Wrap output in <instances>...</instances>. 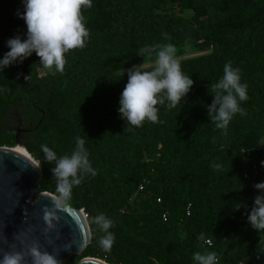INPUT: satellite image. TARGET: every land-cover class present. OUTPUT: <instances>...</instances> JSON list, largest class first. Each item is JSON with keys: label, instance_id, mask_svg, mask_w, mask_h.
Segmentation results:
<instances>
[{"label": "trees", "instance_id": "16d2710c", "mask_svg": "<svg viewBox=\"0 0 264 264\" xmlns=\"http://www.w3.org/2000/svg\"><path fill=\"white\" fill-rule=\"evenodd\" d=\"M12 1L0 0V35L6 29L24 31L26 35L27 26L24 20L6 10ZM213 1L93 0L91 8L82 9L90 33L89 37L83 48L73 49L65 54L66 63L63 72L54 73L52 70L46 84L50 98L65 97L68 103L67 114L70 118L81 121L95 120L100 125H104L105 130L113 129L115 124L132 129L133 126L120 118L118 108L120 95L128 79L127 73L122 72L132 68L133 65L149 61V58L144 59L137 54L141 47L172 43L177 48V57L191 54L197 48L213 49L209 55L197 56L181 62L182 71L189 77L193 76L195 81L193 88L186 100L181 101L175 108L169 109L167 102L158 105V122L145 121L143 126L139 127L141 132L135 143L136 151L142 148L143 140L150 141L152 145L162 143L167 150L173 151L181 148L188 136H195L198 144L207 136L211 138L222 136V132L210 120L206 104H210L213 99L209 94L212 85L223 75V70H219V67L229 61L233 67L240 69L242 82L248 86L249 98L241 104L245 111L242 116L248 113L262 114L261 119L251 126L249 134L264 130V7L253 15L236 18L232 22L223 19L216 23L217 29H214L211 28L213 24L209 18H201L202 15L209 13V6L214 4ZM225 1L234 10L237 0ZM174 4H177L181 10H193L195 15L187 18L179 14L176 9H169ZM6 52L0 49V58ZM39 68L43 67L39 58L33 53L23 63L13 64L5 71H0V94L7 98L1 110L2 114L6 116L11 110L20 113L21 99L25 90L22 76L28 73L27 71ZM11 73L13 77L9 78ZM37 102H35L36 106ZM38 113H41L40 120L33 119L28 128H23V125L21 127L23 129L21 137L26 148L37 160L42 156L31 143L30 133L37 131L40 124L45 121L47 111L44 107H38ZM111 120L113 122H110ZM6 131L9 142L15 144L16 132L11 127L9 129L7 127ZM5 143L8 142H0V145ZM258 144L259 141L255 145ZM241 156L242 149L212 151L193 157L184 155L173 161L171 168L176 169L179 165H186L195 170H198V166L213 170L214 162L224 165ZM174 177L175 172L160 173L155 169L149 172L145 170L137 172L134 168H130L128 176L121 184H107L100 207L105 210V216L112 220L110 231L115 232L113 224L117 214L135 191L145 196V207L152 208L154 228L158 235L172 234L176 229L185 226L194 215L192 203L174 196L172 204H168L166 199L153 189L156 184L170 182ZM141 185L144 186L142 190ZM254 198L251 191L244 188L243 183H238L232 188L224 184L216 191L215 199L210 200L209 204L213 210L221 206L226 212V205L228 209L232 208L233 220L241 221V228L249 236L251 226L247 223L246 213L251 208ZM218 203L221 205L217 206ZM215 211L220 213L218 210ZM87 213L89 217L92 212L88 209ZM96 227H98L96 224L91 226L90 245L95 250L94 257L110 262V250H99V233ZM238 230L223 227L216 231V237L213 238L208 235L209 230H205L206 239L203 245L216 253L218 264H222L218 244L226 234L238 241ZM208 239L212 241V245L206 244ZM248 254L246 253L233 264H264V254L258 251V248L252 254ZM257 254H261L263 259L258 260ZM159 255L161 256V251Z\"/></svg>", "mask_w": 264, "mask_h": 264}, {"label": "rangeland", "instance_id": "374dc122", "mask_svg": "<svg viewBox=\"0 0 264 264\" xmlns=\"http://www.w3.org/2000/svg\"><path fill=\"white\" fill-rule=\"evenodd\" d=\"M213 2L214 4L209 6V13L202 15L201 18H209L213 24L211 28L214 29H217L216 23L223 19L232 22L236 18L253 15L264 7V0H237L234 10L225 0H214ZM9 4L6 10L12 14L19 16L18 11H23L22 0H13ZM169 9H176L179 14L187 18L195 15L193 10H181L177 4L170 6ZM16 35H24V31L13 29L3 31L0 35V49L8 51L6 41ZM212 52L213 49L200 50L197 48L193 53L185 54L177 59L180 62L188 61ZM153 64L154 58H149L143 66L147 69L153 67ZM223 68L224 66L221 65L219 70ZM127 71L122 73H127ZM27 72L22 76V80L25 81L23 84L25 90L19 109L23 118V128H28L33 119L40 120L41 113H38V107H44L47 111L45 121L40 124L37 131L30 133L31 143L42 156L39 160L35 158L43 171L39 193L55 196L62 206H69L83 212L91 228L92 224H95L94 218L97 215L101 213L105 215V210L100 207V204L107 184H121L128 176L130 168H134L137 172H143V170L149 172L155 169L160 173L175 172V177L170 182L156 184L153 188L154 192L161 194L168 204H172L174 196H179L193 205V218L185 226L176 229L175 233L158 235L154 228L152 208H146L145 196L135 191L117 214L113 224L115 225L114 242L109 249L110 262L105 261L106 263L192 264L193 253L210 251L204 247L203 241L198 237L205 234V230H209L208 235L211 238L216 237V231L223 227L239 229V235L238 241H235L226 234L218 244L222 264H233L246 253L252 254L256 248L264 254V233H258L251 228L248 236L247 232L241 228L242 222L233 220L232 208L228 209L226 205V212L221 206L213 210L209 204L210 200L215 199L216 191L224 184L232 188L238 183H243L244 188L250 190L252 196L258 194L254 184L264 181V164H262L264 145H261L264 142V130L252 134H249V130L261 119L260 112L255 115L248 113L246 116L237 114L232 119L226 133L219 129L222 136L215 138L207 136L202 138L203 141L199 144L195 136H188L181 148L171 151L167 150L162 143L152 145L150 141L143 140L141 151H136L135 143L141 132L139 127L133 126L129 129L115 124L113 129L105 130V126L95 120L81 121L70 118L67 114L66 98H50V91L46 88L52 70L39 68ZM9 76V78L13 77V73ZM6 102L7 98L0 94V142L9 143L0 145V147L12 148L15 147L16 142L15 144L9 142L6 128L11 127L16 132L17 115L15 110H11L6 116L2 114L1 110ZM77 137L86 140L89 159L96 170V175H86L79 185L72 187L70 196L62 200L57 190L58 179L52 173L55 162L47 160L42 146L47 145L55 151L57 158H60L71 154ZM258 141L260 144L255 145ZM239 149H242V156L222 165L218 171L204 166H198V170L186 165H179L176 169L171 168L173 161L184 155L193 157L212 151ZM219 205L221 203L217 206ZM88 209L92 212L89 217ZM96 229L100 240L103 233L98 227ZM99 240V250H104ZM94 252L95 250L89 243L81 253L71 256L63 264H81L85 259L98 258L94 257Z\"/></svg>", "mask_w": 264, "mask_h": 264}, {"label": "clouds", "instance_id": "9594fccd", "mask_svg": "<svg viewBox=\"0 0 264 264\" xmlns=\"http://www.w3.org/2000/svg\"><path fill=\"white\" fill-rule=\"evenodd\" d=\"M93 0H22L23 11L18 15L27 26L26 35H16L6 41L9 49L0 58V71L23 61L33 55L39 58L43 69L63 72L65 54L70 50L83 48L89 37L82 9L91 8ZM137 54L145 58H154L153 67L146 70L143 64L133 65L127 71V83L120 95L118 113L125 123L140 127L145 121L156 123L159 119L158 105L167 102L169 109L175 108L194 86L193 76H187L177 59V48L172 43L141 47ZM248 86L242 82L239 68L231 61L225 63L223 75L212 85L209 94L212 102L206 104L210 120L217 129L227 132L232 119L244 115L242 102L248 100ZM86 100V99H85ZM264 145V142L261 143ZM46 158L55 162L52 173L58 179V192L66 200L74 185H79L86 175H96L89 159L86 140L77 137L70 155L57 158L55 151L47 145L42 146ZM264 164V162H262ZM219 170L222 165L213 163ZM258 194L247 211V223L258 233H264V181L254 184ZM239 210V208H236ZM94 223L103 235L99 240L104 250H109L114 242L110 231L112 220L103 213L94 218ZM199 240L206 239L201 234ZM33 264H59L55 254L42 252L37 246L29 250ZM21 252L5 253L0 264H23ZM192 264H218L215 252L197 251L193 253Z\"/></svg>", "mask_w": 264, "mask_h": 264}, {"label": "water", "instance_id": "95a60500", "mask_svg": "<svg viewBox=\"0 0 264 264\" xmlns=\"http://www.w3.org/2000/svg\"><path fill=\"white\" fill-rule=\"evenodd\" d=\"M16 115V145L26 148L21 137L23 120L18 111ZM42 177L43 172L31 161L0 147V259L8 252H21L23 264H33L29 250L37 246L42 252L55 254L63 264L91 242L79 210L39 193ZM81 264L105 263L90 258Z\"/></svg>", "mask_w": 264, "mask_h": 264}, {"label": "bare ground", "instance_id": "6f19581e", "mask_svg": "<svg viewBox=\"0 0 264 264\" xmlns=\"http://www.w3.org/2000/svg\"><path fill=\"white\" fill-rule=\"evenodd\" d=\"M4 148H7V147H4ZM8 149H10L11 151H14L15 153L19 154L20 156L24 157L25 159L31 161L36 166V168H38V169H40L42 171L40 163L33 157V155L29 152V150H27V148H25L23 146H20V145H16L15 147H12V148L8 147ZM79 212H81V211H79ZM80 214L83 217V222L85 221L87 223V227H88L90 235H92L91 234V228H90V225H89L88 220L86 218V215L84 213H82V212ZM93 259H95L97 261H101V262H103L105 264H108V263H106L104 260H102L100 258H93Z\"/></svg>", "mask_w": 264, "mask_h": 264}, {"label": "built area", "instance_id": "2783aa9c", "mask_svg": "<svg viewBox=\"0 0 264 264\" xmlns=\"http://www.w3.org/2000/svg\"><path fill=\"white\" fill-rule=\"evenodd\" d=\"M143 188H144V186L141 185L140 189L142 190ZM159 201H160V199H159ZM164 217H165V219H167L166 215ZM206 244L212 245V241L210 239H208L206 241ZM257 259L258 260H262L263 259V256L261 254H257Z\"/></svg>", "mask_w": 264, "mask_h": 264}]
</instances>
